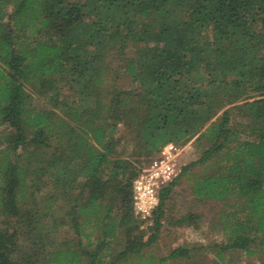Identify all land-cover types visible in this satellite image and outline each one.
<instances>
[{"label":"trees","instance_id":"trees-1","mask_svg":"<svg viewBox=\"0 0 264 264\" xmlns=\"http://www.w3.org/2000/svg\"><path fill=\"white\" fill-rule=\"evenodd\" d=\"M131 44L140 47L138 58L128 60L124 72L138 85L135 95L116 87L105 92L104 77L113 74L108 57L122 58ZM56 79L75 90V101L65 107L72 123L51 124L53 114L32 107L28 87L39 96L51 91L59 97ZM116 102L130 115L111 117ZM232 116L249 120L250 135L237 132L234 145L225 147ZM124 120L135 127L138 146L158 148L153 158L164 145L181 147V140L193 138L211 145L190 167L226 149L224 171L194 180L193 196L238 199L239 209L223 217L229 233L216 259L244 251L264 264V0H0V126L7 132L0 174L5 210L17 220L11 233V222L0 232V264H120L140 251L141 240L132 237L139 222L132 182L140 170L113 156L120 143L115 124ZM55 129L62 144L37 164L51 172L55 193L70 203L65 224L76 240L66 244L45 243L42 215L19 189V157L39 150L43 160L40 152L50 147ZM17 148L21 155L12 162L7 150ZM62 158L68 162L61 167ZM178 176L160 192L157 220ZM79 177L85 180L74 196ZM117 204L121 218H111ZM86 224L105 229L101 242L80 231ZM117 226L128 245L108 258L102 250H110L105 240L118 237ZM190 258L188 249L176 247L158 264Z\"/></svg>","mask_w":264,"mask_h":264},{"label":"rangeland","instance_id":"rangeland-1","mask_svg":"<svg viewBox=\"0 0 264 264\" xmlns=\"http://www.w3.org/2000/svg\"><path fill=\"white\" fill-rule=\"evenodd\" d=\"M73 1L69 0L71 3ZM207 31L209 30L207 29ZM139 49L140 47L131 44L122 58L115 54H111L108 57V63L113 74L104 77L103 87L105 92L109 91L110 88L116 87L124 92L131 93L132 97L135 95L138 85L132 82L131 77L124 70L128 60L137 61ZM56 82L58 83L59 97L51 91H45L43 96H39L35 90L30 86L28 87L27 90L31 96L32 107L39 112L53 114L51 115V124L54 123L56 125L58 119H63L66 123H72V118L67 114V108L65 107L75 101V90L70 87L67 80L56 79ZM55 99L57 101H54V104L51 105L50 101ZM104 103H107V100H104ZM109 115L119 119L124 115L129 116L130 113L129 110H120L116 102L111 108ZM114 115H117V117H114ZM217 116L220 117V112L217 113ZM108 122L113 123L112 121ZM124 123L128 125L126 120L115 124V136L120 139V143H118L113 156H119L129 161L133 168L139 171L152 160L158 148L148 151L146 147L138 146L137 141L134 139L136 136L135 127L129 125L127 127ZM248 123L249 120L246 119H234V116L230 118L228 127L231 138L225 147L234 145V135L237 132H243L246 136L250 135L245 130V125ZM59 125L60 123H58ZM4 130V127L0 126V165L4 162L3 151L6 149L4 136H6L7 132ZM58 134V129H55L51 137L50 147L40 152L43 160H38L39 150L34 152L30 158L27 152L21 155L19 148H17L16 152L11 150H7V152L12 162H15L17 155H21L17 166L24 173V181L22 188L20 187L19 189L21 194L23 192L22 199H26V203L30 205H37L42 215L39 225L41 224L42 229L47 232L45 243L53 241L57 244H66L76 240V235L71 225L65 224L67 220L71 219L68 214L71 210L70 203L65 199V196L62 197L59 193H55V180L53 175L50 174L51 172L42 171L37 164V161L47 162V157L54 153L62 144ZM195 139L181 140V143L178 144L183 149L177 161L181 173L176 179L172 193L164 203L160 218L157 220L155 213L146 222L136 218L139 222L135 225L136 228L133 230L132 237L137 240L140 239L142 246L139 252L130 254V257L120 264H146L148 262L149 264L151 262L158 264L160 259L167 257L176 247L188 249L191 258L164 264H260L262 258L247 257L244 251L224 253L222 254V260L214 257L220 245L226 243V237L229 233V228L223 227V217L232 211H237L240 206L238 199L235 197L225 201H212L209 199H198L193 196L194 180L221 173L226 166L224 156L226 149H224L220 153L215 154L206 164L190 167V164L200 159L203 152L211 145L207 139H202L199 142L195 141ZM61 161L57 163L62 167L68 162V159L62 158ZM3 179L4 176L0 174V232H5L9 222H11L12 226L9 229V233H11L17 220H13L9 211L5 210L7 195L4 186L6 182ZM84 180V177L77 179L76 188L72 195L75 196L79 193ZM84 194V196H87L88 190H84ZM18 199L20 198L18 197ZM51 199H57V203ZM116 215L119 218L122 215L118 204L113 208V214L110 217L113 218ZM84 217L87 218L86 220L93 221L92 223L95 221L92 214ZM157 223L159 225L158 229ZM96 227L86 224L80 227V231L84 234H89L88 239L91 242L96 240L101 242V233L105 229ZM26 229H28L27 224L23 226V231ZM17 230L21 231L20 229ZM116 236H118L116 239L110 240L106 238L105 240L106 242L109 240L108 242L111 244L110 250H102L103 255L109 252L108 258L115 257L128 245L123 230H120L118 226ZM94 245L88 248V251L94 250ZM84 249L83 247L81 250Z\"/></svg>","mask_w":264,"mask_h":264},{"label":"built area","instance_id":"built-area-1","mask_svg":"<svg viewBox=\"0 0 264 264\" xmlns=\"http://www.w3.org/2000/svg\"><path fill=\"white\" fill-rule=\"evenodd\" d=\"M182 148L164 145L157 155L143 166L132 182V209L137 219L148 221L159 205L160 192L180 173L178 157Z\"/></svg>","mask_w":264,"mask_h":264},{"label":"water","instance_id":"water-1","mask_svg":"<svg viewBox=\"0 0 264 264\" xmlns=\"http://www.w3.org/2000/svg\"><path fill=\"white\" fill-rule=\"evenodd\" d=\"M114 113H115V111H114ZM114 117H117V115H114Z\"/></svg>","mask_w":264,"mask_h":264}]
</instances>
